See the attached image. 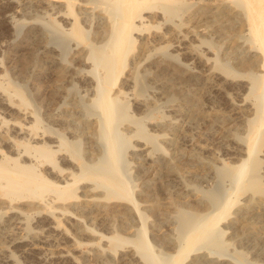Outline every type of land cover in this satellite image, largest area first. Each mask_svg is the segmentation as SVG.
Listing matches in <instances>:
<instances>
[{
    "label": "bare ground",
    "instance_id": "6f19581e",
    "mask_svg": "<svg viewBox=\"0 0 264 264\" xmlns=\"http://www.w3.org/2000/svg\"><path fill=\"white\" fill-rule=\"evenodd\" d=\"M0 7L7 38L0 46V79L8 80L9 68L32 77L28 62L19 64L21 56L31 58L32 67H41L40 73L51 78L39 88L28 81L44 104L46 122L38 108L29 107L33 101L30 92L24 97L14 84L11 89L0 83V200L7 203L4 221L22 226L27 238L64 240L72 236L62 226V217L82 228V215H92V221L103 224L110 234L83 227L98 237L84 257L103 264H110L117 248L126 243L133 249L121 254L119 260L133 264H183L202 248L213 253V246L223 242L221 222L236 204L238 192H250L244 207L235 211L238 219L245 218L258 203L257 195L264 193L257 157L258 147L264 144V0H0ZM188 7L198 14L216 15V32L229 44L222 58L217 54L205 58L197 47L188 49L201 67L211 75L216 73V93L242 115L243 135L236 136L242 158L234 165L215 167L217 176L230 181V192L223 201L209 193V205L216 206V211L193 214L187 220L179 218L185 230L176 238L175 252L167 254L153 249L147 234L148 215L124 173L125 151L133 138L134 152L145 160L159 148L156 136L145 131L142 118L128 114L126 96L130 90L144 89V76L150 67L152 75H157L165 61L176 59L172 51L178 45L156 47L157 40L166 41L167 32L146 33L148 21L159 18L168 24L180 9ZM31 9L37 16L26 20L23 16ZM50 14L57 20L50 22ZM135 43L138 50L131 53ZM126 67L124 78L119 79ZM67 82L83 88L89 98L86 105L65 104ZM133 104L137 108L142 105ZM122 116L135 127L121 130ZM80 139L88 143L85 157L78 147ZM80 181L86 182L84 191L90 193L84 197L77 195ZM116 199L129 205L114 208ZM30 217L36 219L31 228ZM134 224V238L119 233ZM24 241L15 240L18 244ZM109 244L111 250L105 248ZM239 256L237 261L246 264ZM12 257L8 255L6 261ZM51 258L79 264L75 255L63 248ZM38 260L44 262L41 257Z\"/></svg>",
    "mask_w": 264,
    "mask_h": 264
},
{
    "label": "rangeland",
    "instance_id": "374dc122",
    "mask_svg": "<svg viewBox=\"0 0 264 264\" xmlns=\"http://www.w3.org/2000/svg\"><path fill=\"white\" fill-rule=\"evenodd\" d=\"M1 13L0 7V46L7 41ZM37 13L36 10L31 9L23 18L31 20L37 16ZM47 18L50 22L57 20L52 14ZM145 28L146 33L159 35L167 32L166 41L157 40L156 47L170 44H177L178 47L172 51L176 56L175 60L165 61L162 64L163 71L157 75H152L150 67L148 74L144 76V89L130 90L126 96L128 114L134 118H142L145 131L156 136L159 148L153 149L151 159L145 160L143 155L134 152L133 145L136 140L133 138L125 151L124 173L133 186L135 198L148 215L147 234L153 249L155 252L173 254L176 250V238L185 230L179 218L187 220L193 214L216 211V206L209 205V193L212 192L223 201L230 192V181L217 176L215 167L220 166L221 163L234 165L242 158L241 142L236 137L243 135V128L240 127L239 122L242 115L216 93V73L211 75L207 68L201 67L196 62L195 55H191L188 49L197 47L198 54L205 58H213L216 54L222 58L224 52L229 49V44H225L224 36H219L216 32V15L198 14L193 12L191 7L182 8L168 24H162L161 19L153 18L148 21ZM88 37L91 38V32L88 33ZM181 38L183 42H179ZM135 44L131 53L138 50V43ZM69 54H66V60ZM19 64L26 65L27 68L30 66L28 69L31 70L29 74L32 77H28L27 73L21 75L13 72V69L9 68L8 80L0 79V83L11 89L14 84L24 93V97L30 92L33 101L29 107L38 108L43 122H46L44 104L35 97L36 92L30 89L28 81L39 88L42 84H49L51 78L40 73L41 67H32L34 62L31 58L27 60L25 56H21ZM127 67L119 75V79L124 78ZM118 85L121 86V81ZM64 86L65 104L69 107L73 103L83 106L89 102L85 91L77 83L67 82ZM135 101L144 105L137 108L136 104H133ZM120 121L121 130H125L127 126L135 127V124H131L132 126L128 124L125 116H122ZM87 145V142L80 139L78 147L82 157H85L84 151ZM258 151L257 157L261 160L258 175L264 184L263 143L258 147ZM80 159L76 160V163H79ZM84 186H86L85 181L78 183V196L84 197L85 194H90L85 193ZM237 195L236 204L229 211L227 210L228 215L221 222L224 232L222 244L213 246V253H209L205 248L192 253L184 259L183 264H241L238 262L239 255L244 257L243 261L246 264H264V215H262L264 193L257 195L258 203H255L256 205L251 207L245 218L241 219L236 218L235 211L239 207H244L250 192L239 191ZM4 202V199L0 200L2 203L0 204V264H67L51 258L52 253L62 248L70 250L79 264H103L102 260L84 257L89 245L97 242L98 237L91 231H83V227L110 234L103 224L92 221V215H82V228L62 217V226L72 237L64 240L49 237L51 240L45 241L39 237L27 238L26 230L22 226L15 222L4 221L5 205H7ZM112 205L114 208L124 209L129 203L123 199H116ZM180 210L184 211L181 216ZM234 219H237L236 224L231 223ZM35 220L33 217L28 219L30 228L35 225ZM135 227L136 224L119 233L129 239L134 238ZM18 239L25 240V243H16L15 240ZM74 242L78 244L74 245ZM105 248L111 250L112 245L109 244ZM131 249L133 247L129 243L118 247L116 255L112 252L115 257L110 264H133L119 260L121 254ZM10 254L13 255V259L6 261V257ZM39 257L44 262L39 263ZM193 260L198 262L191 263Z\"/></svg>",
    "mask_w": 264,
    "mask_h": 264
}]
</instances>
